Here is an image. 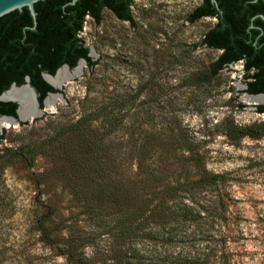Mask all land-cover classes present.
Instances as JSON below:
<instances>
[{
	"label": "rangeland",
	"instance_id": "374dc122",
	"mask_svg": "<svg viewBox=\"0 0 264 264\" xmlns=\"http://www.w3.org/2000/svg\"><path fill=\"white\" fill-rule=\"evenodd\" d=\"M199 2L133 0V23L107 8L99 22L84 17L79 35L92 64L63 82L53 108L0 129V249L20 250L28 219L44 215L92 231L90 218H115L116 208L88 214L89 193L130 185L147 169L145 214L163 182L175 185L164 198L170 218H225L202 231L215 239L233 230L243 264H264V113L244 100L241 61L212 74L220 51L201 39L216 21L188 18ZM192 153L223 174L221 185L182 184L195 175L183 162ZM200 224L181 230L200 233Z\"/></svg>",
	"mask_w": 264,
	"mask_h": 264
},
{
	"label": "trees",
	"instance_id": "16d2710c",
	"mask_svg": "<svg viewBox=\"0 0 264 264\" xmlns=\"http://www.w3.org/2000/svg\"><path fill=\"white\" fill-rule=\"evenodd\" d=\"M70 1L35 2L34 28H31L33 18L26 6L0 17V93L12 82L22 84L28 75L41 106L46 93L57 90L39 72L63 50L82 49L78 32L85 15L99 22L102 10L107 8L118 19L133 23V0ZM258 13L264 15V0H217V6L210 0H200L188 17L189 21L212 15L218 17L201 39L206 47L220 51L210 65L211 72L215 74L241 61L246 85L244 91L250 94L264 92V19L260 15L253 17ZM63 60L57 59L50 71ZM88 64H92L89 59ZM15 108V102L0 101V115L16 116ZM256 109L264 113V104H257ZM259 129L264 131V122ZM1 138L2 134L0 141ZM184 145L189 152L192 151L190 142L185 141ZM183 162L195 173L183 185L191 188L221 185L223 174L204 170L201 155L192 153L183 158ZM139 165L141 168L143 162ZM141 170L142 173L138 174H144L143 178L140 176L130 185H120L115 191L89 193L83 203L88 214L108 217L112 213L109 211L112 203L116 208L113 212L115 218H90L96 228L80 233L71 229L73 224L66 223L67 219L45 218V215L29 218L20 241L21 249H0V264H243L240 253L232 246L237 239L233 230L230 234L219 230V236L212 239L201 229L207 220L214 223V219L222 228L224 223L221 221L225 218H170L174 211H169L164 198L175 192L177 186L163 182L159 190L160 202L145 214L148 199L144 198L145 190L142 189L153 177L151 171ZM101 198H104L103 202ZM192 222H201L200 233L195 231L190 235L186 229L181 230ZM99 227H104L102 232L94 234ZM35 245L39 247L35 248Z\"/></svg>",
	"mask_w": 264,
	"mask_h": 264
},
{
	"label": "bare ground",
	"instance_id": "6f19581e",
	"mask_svg": "<svg viewBox=\"0 0 264 264\" xmlns=\"http://www.w3.org/2000/svg\"><path fill=\"white\" fill-rule=\"evenodd\" d=\"M82 63H80L74 70L68 71L65 68L58 70V72L51 77H47L52 84L55 86L63 85V82L68 79L77 76L81 73ZM3 98L18 99L21 103L19 108V116L22 119H30L33 114H38V111L35 109L34 100L32 93L26 87L20 88H10L3 95ZM57 97H60V94L51 93L44 101V108H53L55 100ZM246 102H251L252 104L264 103V94H258L255 96H246L244 98ZM11 125H16L12 118H0V129L3 127H9Z\"/></svg>",
	"mask_w": 264,
	"mask_h": 264
},
{
	"label": "water",
	"instance_id": "95a60500",
	"mask_svg": "<svg viewBox=\"0 0 264 264\" xmlns=\"http://www.w3.org/2000/svg\"><path fill=\"white\" fill-rule=\"evenodd\" d=\"M39 0H0V17L13 11V10H22L23 7H27L32 18H33V25L31 28H34L35 24H36V11H35V8H34V3L37 2ZM76 0H71L70 3H74ZM211 2H213L216 6H217V0H210ZM255 1V0H253ZM260 16L264 19V15L260 14ZM63 68H68L67 66H63ZM51 77V76H54L52 75L51 73H43L42 74V77L43 79L49 83L53 88L55 89H58V90H61L62 88V85H59V86H55L54 84H52L49 80H47V77ZM20 87H26L33 95V100H34V107L35 109L38 111V114H33L32 115V118L31 120H34L36 118H38L39 116L43 115L44 112H45V108H44V101L45 99L48 97L49 94L51 93H57V94H60L61 96V91H57V92H47V94L45 95V97L43 98V101H42V105L40 106L38 100H37V94L34 90V88L30 85L29 83V77L26 76L24 78V82L20 85H17L15 82H12L10 83V85L8 86L7 89H5L1 94H0V98L2 100H6V101H12V102H15L16 103V108H15V114L16 116H13V115H5V114H2L0 115V118H12L14 120V122L16 124H19L20 122H24V121H27V119H22L20 116H19V108L21 106V103L18 99H10V98H3L2 95L7 91L9 90L10 88H20ZM258 94H264V92L262 93H257V94H250V93H246V96H255V95H258ZM256 104H264V103H256Z\"/></svg>",
	"mask_w": 264,
	"mask_h": 264
},
{
	"label": "flooded vegetation",
	"instance_id": "af4514ba",
	"mask_svg": "<svg viewBox=\"0 0 264 264\" xmlns=\"http://www.w3.org/2000/svg\"><path fill=\"white\" fill-rule=\"evenodd\" d=\"M260 14H262V13H258V14H255L253 17H256V16H258V15H260ZM85 16H89L90 17V15H85ZM208 17H212V18H214L215 19V21H217L218 20V17L216 16V15H212V16H208ZM201 18V17H200ZM31 27V26H30ZM80 32V31H79ZM79 32H78V35H79ZM80 36V35H79ZM85 49V50H84ZM92 55L90 54V51H89V48L87 47V46H85L84 45V43L82 44V49L81 50H63L62 51V54L60 55V56H58V57H56L55 59H50V61H49V64H48V66H45V67H43L41 70H40V76L42 77V74L43 73H51L52 75H55L57 72H58V70H60V69H62L63 68V66H67L68 68H66L68 71H72V70H74V68H76L80 63H87L88 64V59L89 60H92ZM59 58H64V60L60 63V64H58L55 68H54V70L51 72L50 71V68L52 67V65L54 64V62L57 60V59H59ZM26 76H28V75H26ZM25 76V77H26ZM24 77V78H25ZM29 77V76H28ZM43 78V77H42ZM49 84V83H48ZM8 88V87H7ZM6 88V89H7ZM55 89V88H54ZM57 91H61V90H58V89H56ZM56 91V92H57ZM3 92V91H2ZM1 92V93H2ZM36 92V91H35ZM0 93V94H1ZM37 94V93H36ZM47 94V93H46ZM38 96V95H37ZM0 101H6V100H2L1 98H0Z\"/></svg>",
	"mask_w": 264,
	"mask_h": 264
}]
</instances>
